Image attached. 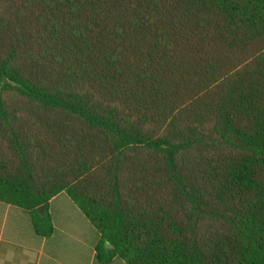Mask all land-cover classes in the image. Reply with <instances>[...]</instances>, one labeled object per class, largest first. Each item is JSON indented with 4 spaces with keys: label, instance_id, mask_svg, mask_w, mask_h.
I'll return each instance as SVG.
<instances>
[{
    "label": "trees",
    "instance_id": "trees-1",
    "mask_svg": "<svg viewBox=\"0 0 264 264\" xmlns=\"http://www.w3.org/2000/svg\"><path fill=\"white\" fill-rule=\"evenodd\" d=\"M60 193L102 264H264V0H0V201Z\"/></svg>",
    "mask_w": 264,
    "mask_h": 264
},
{
    "label": "crops",
    "instance_id": "crops-1",
    "mask_svg": "<svg viewBox=\"0 0 264 264\" xmlns=\"http://www.w3.org/2000/svg\"><path fill=\"white\" fill-rule=\"evenodd\" d=\"M46 209L54 226L50 237L36 233L27 211L0 201V264H102L96 258L101 235L67 194Z\"/></svg>",
    "mask_w": 264,
    "mask_h": 264
},
{
    "label": "water",
    "instance_id": "water-1",
    "mask_svg": "<svg viewBox=\"0 0 264 264\" xmlns=\"http://www.w3.org/2000/svg\"><path fill=\"white\" fill-rule=\"evenodd\" d=\"M45 211H46V206H45V205H42V206H40V207L38 208V212H39L40 214H44Z\"/></svg>",
    "mask_w": 264,
    "mask_h": 264
}]
</instances>
